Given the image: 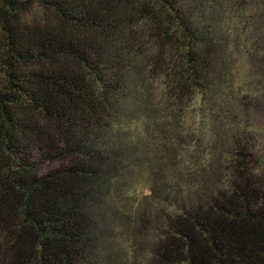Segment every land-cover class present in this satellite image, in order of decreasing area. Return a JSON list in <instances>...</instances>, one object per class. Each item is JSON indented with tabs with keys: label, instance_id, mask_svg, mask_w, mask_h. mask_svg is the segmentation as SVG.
I'll list each match as a JSON object with an SVG mask.
<instances>
[{
	"label": "trees",
	"instance_id": "trees-1",
	"mask_svg": "<svg viewBox=\"0 0 264 264\" xmlns=\"http://www.w3.org/2000/svg\"><path fill=\"white\" fill-rule=\"evenodd\" d=\"M264 0H0V264H264Z\"/></svg>",
	"mask_w": 264,
	"mask_h": 264
},
{
	"label": "rangeland",
	"instance_id": "rangeland-1",
	"mask_svg": "<svg viewBox=\"0 0 264 264\" xmlns=\"http://www.w3.org/2000/svg\"><path fill=\"white\" fill-rule=\"evenodd\" d=\"M257 136L254 138V147L256 149V156L259 159H264V135L256 133Z\"/></svg>",
	"mask_w": 264,
	"mask_h": 264
}]
</instances>
